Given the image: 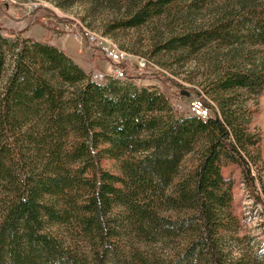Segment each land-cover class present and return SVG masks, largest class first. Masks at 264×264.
<instances>
[{
  "label": "trees",
  "instance_id": "16d2710c",
  "mask_svg": "<svg viewBox=\"0 0 264 264\" xmlns=\"http://www.w3.org/2000/svg\"><path fill=\"white\" fill-rule=\"evenodd\" d=\"M112 1L128 13L117 28L132 29L159 17L183 26L213 0ZM236 2L157 51L264 48V0ZM23 35L0 24V264H264V241L242 248L222 170L238 166L254 191L260 138L244 103L263 91V68L216 66L209 117L177 116L127 68L98 83L51 41Z\"/></svg>",
  "mask_w": 264,
  "mask_h": 264
},
{
  "label": "rangeland",
  "instance_id": "374dc122",
  "mask_svg": "<svg viewBox=\"0 0 264 264\" xmlns=\"http://www.w3.org/2000/svg\"><path fill=\"white\" fill-rule=\"evenodd\" d=\"M236 1L213 0L183 26L174 19L159 17L141 27L123 29L117 26L128 13L120 2L112 0H0V24L8 30L24 31L23 36L26 38L51 41L94 81L97 73L111 74L116 64L105 60L87 43L74 39L72 30L88 28L90 31L107 33L111 42L114 41L119 49L132 56L126 62L128 66L126 63L121 65L127 68L128 74L140 78L139 85H157L172 98L177 116L190 115L188 105L195 97H205L208 104L216 105L207 97L204 89L214 80L216 66L233 59L243 65L253 63L264 69V48L250 49L244 45L234 50L211 45L192 57L166 54L157 49L165 40L183 29L193 31L210 26L224 12L234 10ZM30 3L34 10L31 13L25 6ZM6 5H9L8 9ZM136 57L150 61L147 70H140L142 68L138 66ZM183 91L190 95L182 96ZM244 105L252 113L250 129L260 138V161L257 165H250L255 178L254 191L244 182L238 166L224 163L222 170L224 177L234 183L233 209L241 220L240 236L244 242L242 248L256 252L258 245L264 241L261 227L264 214V89L259 96L247 95Z\"/></svg>",
  "mask_w": 264,
  "mask_h": 264
},
{
  "label": "built area",
  "instance_id": "2783aa9c",
  "mask_svg": "<svg viewBox=\"0 0 264 264\" xmlns=\"http://www.w3.org/2000/svg\"><path fill=\"white\" fill-rule=\"evenodd\" d=\"M25 6L27 7L29 13H31V11H34L31 9V3L29 5L25 4ZM66 29L70 30L69 26H66ZM72 36L77 41L81 43H87L89 46L96 49L105 60L116 64L111 74H123V76H125V69L124 67H122L121 64L129 61L130 57H132L130 54L118 55L114 50L111 49V47H106L104 43V35L99 36L98 38H91L80 32L78 28L76 30H72ZM136 59L138 66L142 69H145L150 65V62L144 58L136 57ZM111 74L97 73L94 77H99V80H107V77L111 76ZM188 110L190 115L192 116L193 113H200L209 117L211 111V104L207 103L205 97H195L189 103Z\"/></svg>",
  "mask_w": 264,
  "mask_h": 264
},
{
  "label": "bare ground",
  "instance_id": "6f19581e",
  "mask_svg": "<svg viewBox=\"0 0 264 264\" xmlns=\"http://www.w3.org/2000/svg\"><path fill=\"white\" fill-rule=\"evenodd\" d=\"M80 32H82L83 34H85L86 36L91 37V38H98L99 36H102L96 32L90 31V30L85 29V28L80 30ZM107 38L108 37H104V43H105L106 47H111V49L114 50L118 55H128L126 52L119 49L117 44H114L113 42H111V39L109 40ZM111 76L116 78V79H123L124 78L123 74H111ZM94 79L97 82L106 81V80H99V77H94ZM193 116L201 118V119H207L208 118L206 115L200 114V113H193Z\"/></svg>",
  "mask_w": 264,
  "mask_h": 264
},
{
  "label": "water",
  "instance_id": "95a60500",
  "mask_svg": "<svg viewBox=\"0 0 264 264\" xmlns=\"http://www.w3.org/2000/svg\"><path fill=\"white\" fill-rule=\"evenodd\" d=\"M189 95H190L189 92H186V91L182 92V96L188 97Z\"/></svg>",
  "mask_w": 264,
  "mask_h": 264
}]
</instances>
